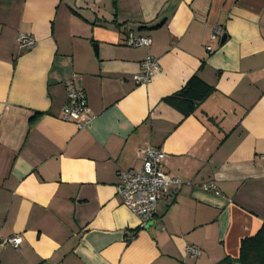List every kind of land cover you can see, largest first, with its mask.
Returning a JSON list of instances; mask_svg holds the SVG:
<instances>
[{"label":"crops","instance_id":"1","mask_svg":"<svg viewBox=\"0 0 264 264\" xmlns=\"http://www.w3.org/2000/svg\"><path fill=\"white\" fill-rule=\"evenodd\" d=\"M194 75L213 91L184 116L164 99ZM68 82L85 130L60 118ZM146 145L184 184L142 224L115 186ZM263 222L264 0H0V238H21L0 264H237Z\"/></svg>","mask_w":264,"mask_h":264},{"label":"built area","instance_id":"2","mask_svg":"<svg viewBox=\"0 0 264 264\" xmlns=\"http://www.w3.org/2000/svg\"><path fill=\"white\" fill-rule=\"evenodd\" d=\"M218 36H220V30L216 28L210 35V43L214 42ZM16 44L20 50L31 49L35 41L30 36L21 33L16 38ZM125 45L131 48H148L152 45V41L148 37H135L132 33H128ZM206 50L211 51V45H207ZM158 71L157 60L146 56L140 64L139 72L132 76V80L137 85H146ZM60 118L64 122L73 123L78 130L87 129L95 118L88 107L85 94L78 90L72 82L66 84V100L61 107ZM137 154L141 159V167L118 173L119 182L115 186V194L122 205L143 224L156 215L160 197L168 195L184 183L164 172L163 164L166 154L161 149L146 145L139 149ZM203 188L218 194L212 183L203 185ZM132 238L130 237L129 240ZM20 243L19 236L0 238V247L10 246L17 249ZM186 252L191 257L199 255V250L191 246L186 248Z\"/></svg>","mask_w":264,"mask_h":264},{"label":"trees","instance_id":"3","mask_svg":"<svg viewBox=\"0 0 264 264\" xmlns=\"http://www.w3.org/2000/svg\"><path fill=\"white\" fill-rule=\"evenodd\" d=\"M212 88L203 83L196 75L192 76L177 93L164 99L165 103L184 116L204 101ZM238 264H264V222L258 232L240 243Z\"/></svg>","mask_w":264,"mask_h":264},{"label":"water","instance_id":"4","mask_svg":"<svg viewBox=\"0 0 264 264\" xmlns=\"http://www.w3.org/2000/svg\"><path fill=\"white\" fill-rule=\"evenodd\" d=\"M224 39V36H222V40ZM238 264V263H237Z\"/></svg>","mask_w":264,"mask_h":264}]
</instances>
